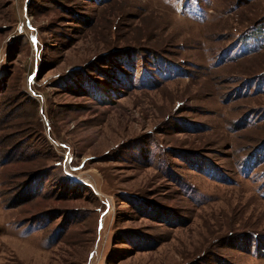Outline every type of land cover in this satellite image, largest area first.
I'll list each match as a JSON object with an SVG mask.
<instances>
[{"label": "rangeland", "instance_id": "obj_1", "mask_svg": "<svg viewBox=\"0 0 264 264\" xmlns=\"http://www.w3.org/2000/svg\"><path fill=\"white\" fill-rule=\"evenodd\" d=\"M0 264H264V0H0Z\"/></svg>", "mask_w": 264, "mask_h": 264}]
</instances>
